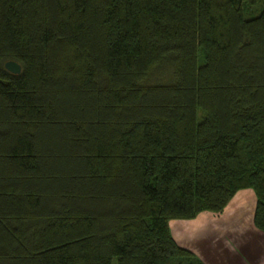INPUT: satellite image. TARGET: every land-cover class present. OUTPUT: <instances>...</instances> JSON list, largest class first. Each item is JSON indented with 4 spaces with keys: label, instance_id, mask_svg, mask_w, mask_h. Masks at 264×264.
I'll use <instances>...</instances> for the list:
<instances>
[{
    "label": "trees",
    "instance_id": "obj_1",
    "mask_svg": "<svg viewBox=\"0 0 264 264\" xmlns=\"http://www.w3.org/2000/svg\"><path fill=\"white\" fill-rule=\"evenodd\" d=\"M244 188L264 0H0V264H205L169 220Z\"/></svg>",
    "mask_w": 264,
    "mask_h": 264
},
{
    "label": "crops",
    "instance_id": "obj_2",
    "mask_svg": "<svg viewBox=\"0 0 264 264\" xmlns=\"http://www.w3.org/2000/svg\"><path fill=\"white\" fill-rule=\"evenodd\" d=\"M251 193L250 188L238 190L221 212H201L194 219H188L193 224L184 221L186 219L169 220L173 238L179 245L193 251L205 264H264V232L253 224L256 197L253 198ZM197 230L203 234V239L209 238L213 244L211 248L197 249L189 244L192 235L189 237L188 233ZM234 232L237 235L248 232L254 238L234 241L231 240Z\"/></svg>",
    "mask_w": 264,
    "mask_h": 264
},
{
    "label": "rangeland",
    "instance_id": "obj_3",
    "mask_svg": "<svg viewBox=\"0 0 264 264\" xmlns=\"http://www.w3.org/2000/svg\"><path fill=\"white\" fill-rule=\"evenodd\" d=\"M250 15H252V14H248V13H246V16L248 17V16H250ZM250 192H252L251 194V196L253 197V198H255V195H254V192L250 189ZM256 199V198H255ZM202 212H204V213H202V214H215V213H217V212H211V211H202ZM201 213V212H200ZM202 214H200L199 215V217L202 215ZM198 217V218H199ZM194 219V218H193ZM184 221H186V222H189V220L188 219H186V220H184ZM215 222V221H214ZM190 224H193V222L191 221V222H189ZM172 234V233H171ZM189 234V237H190V239H189V244H191V245H193V247H195V248H197V249H205V248H207L208 246L210 247V246H213V244H211V242H210V240H209V238H206V239H203V234H200V230H197V232H189L188 233ZM185 237H187V234L185 235ZM252 238H254V236H253V234H248V232H244V233H241V234H239V235H237V233L236 232H234V234H233V236H232V238H231V240H234L235 241V239H237L238 241H244V240H250V239H252ZM188 245V244H187ZM211 248V247H210ZM201 259V258H200ZM202 260V259H201Z\"/></svg>",
    "mask_w": 264,
    "mask_h": 264
},
{
    "label": "water",
    "instance_id": "obj_4",
    "mask_svg": "<svg viewBox=\"0 0 264 264\" xmlns=\"http://www.w3.org/2000/svg\"><path fill=\"white\" fill-rule=\"evenodd\" d=\"M5 68L12 73H19L21 68L20 65L14 60H8L5 62Z\"/></svg>",
    "mask_w": 264,
    "mask_h": 264
}]
</instances>
